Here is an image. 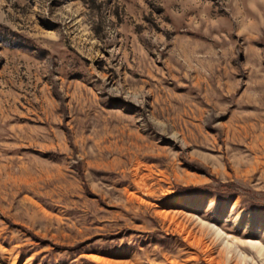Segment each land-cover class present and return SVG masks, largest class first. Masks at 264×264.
Masks as SVG:
<instances>
[{"label":"rangeland","instance_id":"1","mask_svg":"<svg viewBox=\"0 0 264 264\" xmlns=\"http://www.w3.org/2000/svg\"><path fill=\"white\" fill-rule=\"evenodd\" d=\"M255 241L264 0H0V264H264Z\"/></svg>","mask_w":264,"mask_h":264},{"label":"bare ground","instance_id":"2","mask_svg":"<svg viewBox=\"0 0 264 264\" xmlns=\"http://www.w3.org/2000/svg\"><path fill=\"white\" fill-rule=\"evenodd\" d=\"M138 176V175H137ZM175 219V218H174ZM178 222V221H177ZM181 222V221H180ZM179 225V224H178ZM181 225V224H180ZM179 225V226H180ZM184 229H186V228H184ZM187 230V229H186ZM216 232H217V235L220 237V240H221V242H223V244L225 243H227L226 245L228 246V245H230L229 243H228V241H226L225 240V242L223 241L224 240V237H223V235L222 234H220V232H219V230H216ZM187 236L188 237H190L193 241H194V243H196V244H198V245H200V244H203V242H202V240H203V238L202 237H196L195 236V234L193 233V231L191 230V231H188V234H187ZM227 238V237H226ZM237 239V238H236ZM230 241H232V240H230ZM237 240H235L234 238H233V241H232V244H233V248L234 249H236V245H234V243L236 242ZM237 242H239V241H237ZM251 245L253 246V247H255L256 249H257V252L260 254V255H264V250H263V247H262V245L260 244V243H256V241H255V243H251ZM231 247V246H230ZM244 258V257H243Z\"/></svg>","mask_w":264,"mask_h":264}]
</instances>
